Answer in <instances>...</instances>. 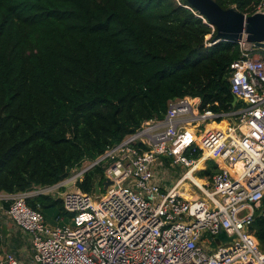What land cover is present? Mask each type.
Returning a JSON list of instances; mask_svg holds the SVG:
<instances>
[{
	"label": "trees",
	"instance_id": "trees-1",
	"mask_svg": "<svg viewBox=\"0 0 264 264\" xmlns=\"http://www.w3.org/2000/svg\"><path fill=\"white\" fill-rule=\"evenodd\" d=\"M216 1L249 14L260 0ZM212 32L187 0H0V192L66 179L162 118L170 99L199 96L201 110L218 113L238 108L229 80L238 44L207 47ZM206 163L202 178L219 169ZM104 178L97 166L77 185L91 191ZM28 203L62 207L46 195ZM252 227L264 250V218Z\"/></svg>",
	"mask_w": 264,
	"mask_h": 264
},
{
	"label": "built area",
	"instance_id": "built-area-1",
	"mask_svg": "<svg viewBox=\"0 0 264 264\" xmlns=\"http://www.w3.org/2000/svg\"><path fill=\"white\" fill-rule=\"evenodd\" d=\"M255 12H264V0ZM237 44L229 80L238 108L218 113L201 110L199 96L170 99L162 118L145 120L66 179L0 192V214L30 239L22 253L2 249L0 264H264L252 227L264 218V47L246 36ZM208 160L219 169L199 184L188 173ZM166 161L186 167L171 186L161 176ZM97 166L100 193L78 187ZM39 195L60 198L70 221L56 215L63 223H47L41 205L28 203ZM221 229L232 240L219 239Z\"/></svg>",
	"mask_w": 264,
	"mask_h": 264
},
{
	"label": "water",
	"instance_id": "water-1",
	"mask_svg": "<svg viewBox=\"0 0 264 264\" xmlns=\"http://www.w3.org/2000/svg\"><path fill=\"white\" fill-rule=\"evenodd\" d=\"M198 12L207 18L209 23L216 29L213 42L230 41L237 43L244 36L258 46L264 47V12L246 14L239 11L235 6L224 8L216 0H187ZM238 98L235 96L232 106H235ZM111 184L107 178L103 181L104 188ZM100 182L95 183L96 193H100ZM217 237L223 241L232 240L221 229Z\"/></svg>",
	"mask_w": 264,
	"mask_h": 264
},
{
	"label": "rangeland",
	"instance_id": "rangeland-1",
	"mask_svg": "<svg viewBox=\"0 0 264 264\" xmlns=\"http://www.w3.org/2000/svg\"><path fill=\"white\" fill-rule=\"evenodd\" d=\"M206 168V167H205ZM204 168L201 166V168L194 173V175L199 178V179H204L202 178V174H201V170H203ZM186 167L184 165H180V164H176L175 166H172V163L166 161V163L164 162V166L162 167L161 170V176L165 179L164 180V184L167 186H171L173 183H175V181L185 172ZM189 174V173H188ZM207 179V178H205ZM208 180V179H207ZM187 183H190L189 181ZM70 188H72V186H69ZM68 187L62 188V190L67 189ZM107 191L106 188H104L103 184H102V194H105ZM58 197L56 195L53 196V200H56ZM54 209V210H53ZM54 213H58L57 215H62L66 218L65 222H69L70 221V217L67 214L63 213V209L60 206V204L56 203L55 205L49 207V208H45L44 209V214L47 220V223L51 224V225H57L59 223H63L62 221H58L56 219V215ZM14 234H18V232L13 233ZM20 237H22V239L24 238L23 235H20ZM28 237V236H27ZM26 238V237H25ZM27 239V238H26ZM12 240V239H11ZM10 240V246L13 245L12 241ZM212 244L214 247H216L217 245V241L216 240H212ZM25 245V242L23 243V246ZM23 246H17L16 248H20ZM27 249L29 247V244L26 245Z\"/></svg>",
	"mask_w": 264,
	"mask_h": 264
},
{
	"label": "crops",
	"instance_id": "crops-1",
	"mask_svg": "<svg viewBox=\"0 0 264 264\" xmlns=\"http://www.w3.org/2000/svg\"><path fill=\"white\" fill-rule=\"evenodd\" d=\"M188 176L190 178H192L194 181H196V182L198 181L196 176H195L196 178H194V175H193L192 172H189ZM50 204H53V202L51 201ZM51 206H53V205H47L46 208H49ZM54 214L57 215L58 213H54ZM16 232H18V234L17 235L16 234L13 235V233H16ZM20 235H23L24 238L22 239V237H20ZM10 240L13 243L12 246H10ZM29 241H30V239H29V235L27 233H25L22 230L18 229L11 220L6 218V216H3L2 214H0V244H1V250L3 249V250L17 251L19 253H22L23 251L28 250L26 245L30 244ZM24 242H25V245L23 246ZM17 246L18 247L19 246H23V247H20V248L17 249L16 248Z\"/></svg>",
	"mask_w": 264,
	"mask_h": 264
},
{
	"label": "bare ground",
	"instance_id": "bare-ground-1",
	"mask_svg": "<svg viewBox=\"0 0 264 264\" xmlns=\"http://www.w3.org/2000/svg\"><path fill=\"white\" fill-rule=\"evenodd\" d=\"M214 125H215V124H214V123H212L210 126H214ZM202 162H203V161H200L199 163H197V165H199V164H201V165H202ZM197 179H198V181H197V182H198L199 184H203V181H202L201 179H199V178H197Z\"/></svg>",
	"mask_w": 264,
	"mask_h": 264
}]
</instances>
